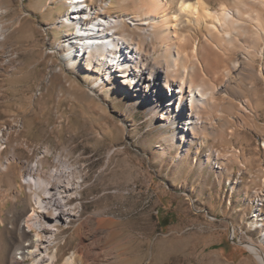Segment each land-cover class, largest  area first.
Returning a JSON list of instances; mask_svg holds the SVG:
<instances>
[{
  "label": "rangeland",
  "instance_id": "obj_1",
  "mask_svg": "<svg viewBox=\"0 0 264 264\" xmlns=\"http://www.w3.org/2000/svg\"><path fill=\"white\" fill-rule=\"evenodd\" d=\"M48 1L0 2L9 33L0 48V165L15 154L11 169L0 173V188L22 191L21 208L24 161L43 158L53 168L59 153L82 165L80 194L69 202L81 203L80 215L58 225L55 264L77 247L84 259L79 264H260L248 244L264 253V100L256 105L250 95L254 84H263L248 76L243 55L228 87L235 108L229 114L223 109L224 120L207 129L204 143L180 144L171 140L175 124L159 113L151 116L112 83L102 82L105 102L94 96L108 119L81 106L69 83L85 86L95 77L59 74L63 57L50 52L60 34L47 23L66 5L56 0L44 10ZM224 59L220 65L229 69ZM255 61L256 70L264 65L262 57ZM46 147L51 153L43 157ZM11 207L8 201L4 210ZM95 213L103 222L78 235L77 224Z\"/></svg>",
  "mask_w": 264,
  "mask_h": 264
},
{
  "label": "bare ground",
  "instance_id": "obj_2",
  "mask_svg": "<svg viewBox=\"0 0 264 264\" xmlns=\"http://www.w3.org/2000/svg\"><path fill=\"white\" fill-rule=\"evenodd\" d=\"M54 1L45 3L44 10ZM86 1L65 0L66 9L47 23L60 34L53 38L50 52L63 57L59 74L66 79L70 72L95 77L85 86L75 80L69 83L81 106L108 119L106 107L94 96L105 102L99 92L106 87L102 82H109L116 90L132 93L151 116L159 113L165 123L175 124L172 141L188 144L197 139L202 144L207 129L224 120L223 109L229 114L236 106L227 97L232 95L228 87L241 65L239 53L246 60L243 67L248 76L263 84L252 86V101L260 105L264 100V65L254 68L257 56L264 59V46L258 47L260 40L264 42V0H230V4L216 0V7L213 0ZM0 11L6 9L0 7ZM5 25L0 21V48L9 35ZM224 58L231 64L229 69L220 65ZM117 126L124 131L122 125ZM49 153L46 147L43 157ZM14 155L0 165V173L11 169ZM54 162L53 168L45 167L43 158L23 162L20 186L26 197L21 208L22 191L15 187L9 194L0 188V264H55L60 258L55 243L58 225L80 215L81 203L69 202L80 194L85 172L82 165L71 164L59 153ZM8 201L12 207L5 211ZM97 216L89 214L81 220L76 226L78 235L86 234L92 224H101ZM248 248L264 264L261 249L252 243ZM79 251L74 249L60 264L81 263Z\"/></svg>",
  "mask_w": 264,
  "mask_h": 264
}]
</instances>
